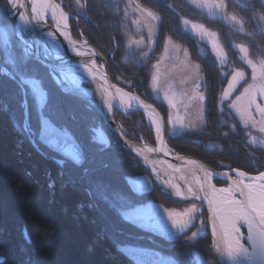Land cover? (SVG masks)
<instances>
[{
  "label": "rangeland",
  "instance_id": "1",
  "mask_svg": "<svg viewBox=\"0 0 264 264\" xmlns=\"http://www.w3.org/2000/svg\"><path fill=\"white\" fill-rule=\"evenodd\" d=\"M62 1L75 19L77 29L88 41L89 39L85 34L87 31L92 32L90 31L92 26L91 12L98 13V20L94 17L93 26L96 27L98 23L99 28L97 30L98 34L102 36L100 39L102 42L96 43L94 40L89 42L103 56L101 50L107 52V49L101 47L108 46L110 40L113 42L110 57L112 60L116 52L114 60L117 63V67H115L117 70L104 56L107 61L110 80L128 92H136L143 100L159 110L165 121V138L184 137L200 147L202 151H210L211 156L214 152L222 153L223 150L236 154L239 152L247 153V149L253 155L264 159V132L260 131L261 125L253 126L249 123L246 126L237 111L231 107V103L243 91V87L253 83L251 79L252 70L243 62L244 53L240 52L239 46L243 45L248 49L249 59H253L258 67L259 61L264 60V7L258 0H255L258 7L253 0H151L150 7H147L146 0ZM6 5V0H0V10H2L1 6L6 9ZM139 7L148 10L150 14L143 12ZM4 13L6 19L0 17V57L2 63L10 74L17 65L23 63L29 69V77L36 80L37 87L46 96L45 88L40 82L42 74L38 73L36 66H29V61L34 60H28L21 53L11 33L9 14ZM184 21H188V23L185 24ZM193 25H202L203 29L193 28ZM206 33H215V35ZM121 36L123 39L120 40L119 37ZM213 42L219 46L215 50L213 49ZM221 49L226 60H221L217 55ZM197 65L199 68L196 67ZM233 69H240L245 72L246 83L241 81L232 96L228 100H222V91L227 87ZM111 73L114 75L113 79ZM1 74L9 78L8 75ZM153 75L157 76L155 86L152 80ZM211 76H214L213 82L208 79ZM144 77L147 81V87H145ZM165 78H170L169 87L162 93L160 91L156 96L154 90L159 91L160 84L164 82ZM197 84L200 85L199 88L196 87ZM141 87L143 90L145 87L146 90L141 91ZM138 90L142 93L139 94ZM201 93L206 97L203 102L193 99L194 95ZM166 94L170 99H173L177 107H169L168 101L165 99ZM29 96L35 101L30 87L27 92V100ZM257 102L264 105V97L257 96ZM35 104H37L36 101ZM244 104H246V99L238 102L239 106ZM90 107L96 112L92 106ZM21 109L23 112L22 107ZM36 109L38 113L36 117L39 120L38 137L59 153V159L64 165L63 158H69L63 152L64 150L72 154L74 151H81L82 148L70 131L57 126L48 117L43 116V109L41 110L38 106ZM116 112L124 116L129 115L123 114L120 110L115 111L114 114ZM134 113H139L145 125L147 124L142 111ZM169 114H171L172 123L168 122ZM253 116L257 121L260 120L254 109ZM45 118L51 123H46ZM101 121L102 124H97L92 128L93 138L98 143L108 146L112 139L108 135L110 134L109 131L104 127L102 118ZM52 127L57 129L55 133L51 132ZM118 127L120 128L119 125ZM150 138L148 141L145 140L154 146L156 138L152 130ZM130 140L141 143L139 135ZM173 140L176 139H166V145L175 153L200 160L192 154L185 153V150L184 152L176 151L172 147ZM198 147L196 149L199 151ZM248 156L258 159L250 154ZM224 159L225 155L219 160ZM136 161L138 162V160ZM219 163L220 170L235 168L248 174L259 173L257 168L261 165L252 162L248 166L251 170H245L231 167L230 164L224 162ZM143 180V178H138L134 184L128 181L127 184L133 193H142L140 185ZM74 185H80V182L74 183ZM81 186L83 187L80 189L87 194L88 198L92 197L90 202L94 206L97 207V203L94 201L93 192L101 199L102 205L108 211L115 209V212L128 224L133 226L142 224L146 228L156 231L154 234H148L150 239L157 243L156 245L152 242L155 245L152 246L150 239L140 238L142 227L137 230L114 228L112 221L106 215L103 216L116 231L113 230V232L120 236L119 241L115 242L117 249L119 248L126 256L128 255L127 259L130 264H205V262L207 264H220L209 248L212 245L211 237L206 211L201 204L197 202H175L173 200L177 205H166L162 202L148 200L127 207L126 198L124 199L114 186L90 188L89 183L85 186L81 184ZM80 189L77 190L80 191ZM113 193L119 195L115 196ZM124 197H127V194ZM192 204L197 205V212L188 228L181 232L173 226L172 219H180L181 217L177 214L183 213ZM183 218L187 219V217ZM193 232H196L197 236L191 240L189 238ZM191 242L199 246L193 245ZM172 244L175 246L168 248Z\"/></svg>",
  "mask_w": 264,
  "mask_h": 264
},
{
  "label": "trees",
  "instance_id": "2",
  "mask_svg": "<svg viewBox=\"0 0 264 264\" xmlns=\"http://www.w3.org/2000/svg\"><path fill=\"white\" fill-rule=\"evenodd\" d=\"M146 2L147 7H150L151 0ZM253 2L257 6L256 1ZM1 9L4 8L1 6ZM97 15L98 13L91 12L92 32L87 31L85 34L90 42L94 40L96 43L102 42L100 41L102 36L97 30L98 23L96 27L93 26V20H98ZM1 18L6 19L5 13ZM119 38L123 39L122 36ZM112 43L110 40L108 46L101 47L107 49V52L102 50L101 52L116 69L117 63L114 60L116 52L112 60L110 57ZM28 64L31 67L36 66L38 73L42 74L40 82L47 97L43 116L70 131L89 159L109 163L110 167L104 169L100 177L103 188L114 186L123 198H126L127 207L148 200L177 205L167 193H164L163 197L158 196L159 198L152 192L137 195L133 193L124 177L144 173L143 167L121 148L120 142L110 134L108 135L112 141L108 146L95 141L92 128L102 124L100 116L80 98L61 93L45 67L34 61H29ZM111 75L113 79V73ZM208 79L213 82L214 76ZM144 83L147 87L145 77ZM145 87L144 90L142 87L140 90L145 91ZM141 91L138 90V93L141 94ZM36 106L35 101L29 96V128L33 139L45 153L60 158L58 152L44 145L38 137L39 120L36 117L38 114ZM57 110L71 113L74 119L68 120L65 116L58 115ZM114 115L117 124L129 139L136 135H141L147 141L151 139V129L145 125L139 113L124 116L116 112ZM22 122L20 90L14 81L0 73V264H130L127 257L117 250L115 242L119 241L120 236L102 216L106 215L114 228L125 230L137 228L121 218L115 209L108 211L93 192L97 203V207L94 206L81 187L69 181V176H77L81 171L74 159L63 158V169H59L53 161L40 155L25 135L20 133ZM9 132L17 139H13ZM185 140L184 137L173 140L172 147L179 152L185 150V153L198 157L212 168H221L219 162H224L231 167L251 170L248 166L254 162L261 164L257 172L264 169V159H254L246 152L236 154L223 150L222 153L214 152L211 156L210 151H202L191 141ZM100 148L108 150L101 153ZM223 155L225 159L219 160ZM87 183L80 182L84 186ZM95 186L90 184L89 187ZM126 194L127 197H124ZM23 229L28 235L27 241L24 239Z\"/></svg>",
  "mask_w": 264,
  "mask_h": 264
},
{
  "label": "water",
  "instance_id": "3",
  "mask_svg": "<svg viewBox=\"0 0 264 264\" xmlns=\"http://www.w3.org/2000/svg\"><path fill=\"white\" fill-rule=\"evenodd\" d=\"M258 1L264 7V0ZM21 3L24 4V7L17 8L9 15L11 33L21 53L28 60H34L46 67L51 80L60 92L79 97L92 106L101 116L104 127L120 142L121 147L130 152L132 156L147 169L156 182L173 198V200L185 203L197 202L203 206L206 211L212 243L209 248L213 251L215 258L220 264H261L260 257L254 252L251 243L247 240V228L244 225H241V232L245 237L242 243L248 249L250 258L239 256L233 261L222 254L224 242L220 236L219 229L217 230L215 238L212 235L211 213L208 211L207 201L203 198L196 199L188 194L189 186L194 190L198 189L196 179H203L205 171H209L213 174L211 183L219 188L228 187L232 181L237 178L236 172L233 170L239 169L234 168L216 171L190 156H181L171 150L166 145V139L177 138H165V121L159 110L149 102L143 100L136 92H128L112 83L106 59L84 36L81 35L77 29L75 19L68 12L62 0H35L37 11L44 15V19L42 20L33 18V0H21ZM139 8L143 12L150 14L148 10L141 7ZM53 9L56 11L57 19H59L62 13L67 14V19L63 23L67 24L68 27L66 31L69 33L71 39L76 41L75 44H70L68 39L57 30L56 20H54L52 16ZM20 14L27 17L28 23L22 24L20 22ZM78 52L80 54H77ZM93 61L95 62V68L93 74L90 75L87 68L92 66ZM0 71L12 79L8 69L1 61V57ZM117 89L121 91L117 92ZM124 93H128L129 96H124ZM130 96H135L139 99L131 100L129 99ZM109 105H111V108H109ZM144 105H151V108H146ZM22 108L24 115L22 128L24 131L29 132L27 106ZM117 110H120L125 115L136 111H142L147 126L152 130L155 138V125L152 123V119L161 122L163 125L162 138L164 140V145H160L156 138L155 145L152 146L147 143L141 135H139L141 143H135L128 139L114 119V112ZM29 140L40 155L52 160L59 168H62V161L60 159L45 154L33 139ZM161 147H163L165 151H161ZM149 148H151L152 151H148ZM246 151L248 154L260 160L263 159L262 157L253 155L247 149ZM188 161H195L196 163L190 164L187 163ZM170 164L173 166L172 168H169ZM177 168L179 171L176 170ZM249 175L256 176L258 174ZM177 188H179L183 194L182 197L176 196L175 193ZM200 196L203 197V193H200ZM22 232L24 239L27 240L28 236L26 230L23 229ZM214 239L220 243L221 252H217L216 248L213 246ZM150 240L154 242L153 239ZM154 243L157 245L156 242ZM191 243L199 246L194 242Z\"/></svg>",
  "mask_w": 264,
  "mask_h": 264
},
{
  "label": "snow or ice",
  "instance_id": "4",
  "mask_svg": "<svg viewBox=\"0 0 264 264\" xmlns=\"http://www.w3.org/2000/svg\"><path fill=\"white\" fill-rule=\"evenodd\" d=\"M79 2V0H78ZM7 8L0 10V17L3 16L4 12L11 15L17 8L24 7L21 0H6ZM33 18L37 20L44 19V15L37 11L35 7V0H33L32 7ZM53 19L56 20L57 30L60 31L66 39H68L70 44H75L66 31L67 24L63 23L67 19V14L62 13L59 19L56 18V11H52ZM20 22L22 24L28 23L27 17L23 14L19 15ZM235 19V17H233ZM185 24L188 21H184ZM201 28L203 26L193 25V28ZM206 32V30H204ZM208 35L214 36L215 33H206ZM51 35V33H50ZM86 43V42H85ZM219 46L213 42V49H217ZM166 50V49H165ZM240 52L244 53L242 60L251 68V79L253 83L248 84L243 87V91L235 97V100L231 103V107L234 108L240 115L241 119L247 126L251 123L253 126L260 124V131L264 132V105L257 102V96L264 97V60L259 61V67L254 63L253 59H249L248 49L240 45ZM77 54H80L79 52ZM221 60H226V56L223 55V50L221 49L217 53ZM199 68V66H196ZM95 68V62L93 61L92 66L87 68L90 75L93 74ZM29 69L22 63L16 66L15 70L10 74V77L17 83V87L20 89V103L21 107H26L27 92L32 93L37 106L42 110L47 104V97L40 89L37 87V82L28 75ZM153 84L157 81V76H152ZM241 81H245V72L240 69H233L231 73V78L227 82V87L222 91V100H228L234 91L237 90V86L241 84ZM197 88L200 87L199 84L196 85ZM117 89V92H120ZM124 96H129L128 93H124ZM131 100H138V97L130 96ZM165 99L168 101L169 107L175 108L176 105L173 99H170L167 94ZM193 99H198L203 102L206 97L204 94H198L194 96ZM246 104L239 106L238 102L245 100ZM142 103V102H141ZM146 108H151V105H144ZM111 108V105H109ZM253 109L256 114L259 115L260 120L257 121L253 116ZM58 115L65 116L68 120L74 119V116L69 112H61L57 110ZM46 123H51L50 120L45 118ZM168 122L172 123L171 114H169ZM152 123L155 125V133L157 141L160 145H164V140L162 138L163 125L156 119H152ZM57 129L55 127L51 128V132L55 133ZM107 148H100L101 153L107 151ZM165 151L163 147L160 149ZM148 151H152L151 148ZM73 159L77 166L81 168V171L77 176H69V181L72 183L77 182H88L89 184H95L98 188H103V181L100 178L101 173L104 169L110 167L108 162L104 160L89 159L83 151H74L72 153ZM187 163L195 164V161H188ZM173 166L170 164L169 168ZM179 171V169H176ZM236 172V179L228 187L217 188L211 183L212 173L209 171L204 172V178L196 179V184L198 189L194 190L191 186L188 187V194L195 197L196 199L203 198L207 201L208 211L211 213L210 219L212 220V235L215 238L217 235V230L219 229L220 236L224 242V248L222 254L226 255L229 259L235 261L239 256H245L250 258L248 249L242 243L244 240V234L241 232V225L247 228V240L251 243L252 248L256 254L261 259V264H264V171L259 172L256 176H250L248 173L239 170H233ZM247 181V182H246ZM203 193V197L200 196ZM176 196L182 197L180 189L177 188ZM113 195L118 196V193H113ZM197 212V205L192 204L191 207L185 209L183 213H178L180 219H172V224L174 227L178 228L183 232L188 228L192 219ZM183 217H187L184 219ZM197 236L196 232L192 233L189 238L194 240ZM213 246L216 248L217 252H221L220 243L215 239L213 241ZM207 264V262H205Z\"/></svg>",
  "mask_w": 264,
  "mask_h": 264
},
{
  "label": "bare ground",
  "instance_id": "5",
  "mask_svg": "<svg viewBox=\"0 0 264 264\" xmlns=\"http://www.w3.org/2000/svg\"><path fill=\"white\" fill-rule=\"evenodd\" d=\"M176 107H177V104H176ZM28 125H29V116H28ZM28 129H29V132H26V131H24L23 130V128H22V130L20 131V133L24 136L25 135V137H26V139L30 142V140L29 139H33V136H32V134H31V131H30V128H29V126H28ZM9 134H10V136H12V138L13 139H15L16 137L13 135V133L12 132H9ZM172 138H177V137H172ZM17 139V138H16ZM177 139H179V138H177ZM34 140V139H33ZM189 139H186L185 141H188ZM35 141V140H34ZM36 142V141H35ZM41 142H42V140H41ZM37 143V142H36ZM44 145H47V144H45L44 142H42ZM148 143V142H147ZM186 145V144H185ZM48 146V145H47ZM49 147V146H48ZM41 149V148H40ZM42 150V149H41ZM43 151V150H42ZM44 152V151H43ZM45 153V152H44ZM45 154H47V153H45ZM55 158H57V159H59L58 157H55ZM199 161H201V160H199ZM143 167V172L144 173H142V174H139V175H132V176H127V177H124V179L126 180V181H128L129 183H131V184H134L135 183V181L138 179V178H143L144 180H143V183L140 185V188H142L141 190L143 191V192H152V194H155L157 197L158 196H164V193H167L157 182H156V180L152 177V175L147 171V169L144 167V166H142ZM214 170H216V171H222V170H220L221 168H218V169H216V168H213ZM263 171H264V169H263ZM247 173V172H246ZM258 174V173H257ZM76 186H78V187H83V186H81V184L80 185H76ZM155 187H156V189H155ZM157 193V194H156ZM138 194V193H137ZM136 194V195H137ZM168 194V193H167ZM169 195V194H168ZM170 196V195H169ZM92 198V197H91ZM90 198V199H91ZM159 198V197H158ZM94 201H95V199H94ZM175 201V200H174ZM175 202H179V201H175ZM190 203V202H189ZM205 210V209H204ZM104 216V215H103ZM102 216V218L104 219V217ZM122 216H123V214H122ZM134 227L135 228H139V227H142V233H141V239H144V238H147L148 240H149V235L148 234H154V233H156V231H154V230H150L149 228H146L145 226H143L142 224L141 225H139V224H137V225H134ZM150 228H152V227H150ZM158 235V234H157ZM27 241V240H26ZM150 245H152V246H155V245H153L152 244V242L150 241ZM180 245V244H179ZM173 246H175L174 244H172V245H170V246H168V248H172ZM200 246H202V244H200ZM118 250V252L120 253V254H122V255H124V256H126V254L125 253H123L121 250H119V248L117 249ZM126 257H128V255L126 256Z\"/></svg>",
  "mask_w": 264,
  "mask_h": 264
},
{
  "label": "flooded vegetation",
  "instance_id": "6",
  "mask_svg": "<svg viewBox=\"0 0 264 264\" xmlns=\"http://www.w3.org/2000/svg\"><path fill=\"white\" fill-rule=\"evenodd\" d=\"M6 6H7V5H6ZM169 81H170V78H167V79L165 78V79H164V82L160 84L161 88L159 89V91H158V90L155 91V90L153 89L154 92H155V95H156V96H158V94L160 93V91H161V93H162V92H164V91H166V90L168 89V87H169V86H168V85H169ZM193 84H194V83H193ZM160 96L162 97V94H161ZM194 96H197V95H194ZM196 100H197V99H196ZM151 221H152V220H151ZM153 223H154V222H153Z\"/></svg>",
  "mask_w": 264,
  "mask_h": 264
}]
</instances>
